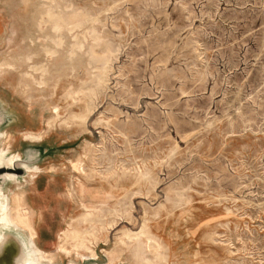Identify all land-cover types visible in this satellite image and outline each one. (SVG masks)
<instances>
[{"label":"rangeland","instance_id":"rangeland-1","mask_svg":"<svg viewBox=\"0 0 264 264\" xmlns=\"http://www.w3.org/2000/svg\"><path fill=\"white\" fill-rule=\"evenodd\" d=\"M0 155L40 264H264V0H0Z\"/></svg>","mask_w":264,"mask_h":264},{"label":"bare ground","instance_id":"bare-ground-1","mask_svg":"<svg viewBox=\"0 0 264 264\" xmlns=\"http://www.w3.org/2000/svg\"><path fill=\"white\" fill-rule=\"evenodd\" d=\"M52 18V17H50ZM54 23V22H53ZM55 24V28L59 29L60 24L54 23ZM62 25V24H61ZM63 28V27H62ZM61 31V30H60ZM57 33V32H56ZM60 35V34H58ZM89 40V39H88ZM73 43V42H72ZM71 49V48H70ZM119 49V48H118ZM118 56V55H117ZM7 63V62H6ZM41 82V81H40ZM53 107V106H52ZM96 109V108H95ZM103 116V115H102ZM54 130V128H53ZM26 133V132H25ZM33 133V132H32ZM30 133V134H32ZM29 135V134H28ZM27 135V136H28ZM33 135V134H32ZM28 136L29 138H33L35 136ZM37 136V135H36ZM26 137V136H25ZM28 138V139H29ZM38 137H35V139ZM100 141V140H99ZM112 141V140H111ZM7 144V143H6ZM3 148V146H2ZM1 152H4L3 150H1ZM82 152V151H81ZM74 156V155H73ZM3 157V155H2ZM0 155V163L1 160H3ZM82 157V156H81ZM6 162V161H5ZM13 160L10 162H6L5 164L10 165L12 164ZM25 168H27V166H25ZM29 168V167H28ZM34 168V167H33ZM81 169V168H80ZM30 170V169H29ZM33 170V169H32ZM36 170V169H35ZM28 171V169H27ZM37 171V170H36ZM75 171V170H73ZM29 172V171H28ZM32 173V172H31ZM10 177H14L12 175L8 176L7 179H9ZM11 179V178H10ZM13 179V178H12ZM1 197V196H0ZM2 198V199H1ZM1 201H0V226H3L2 228L5 230H9L11 228H16V229H21L22 227L25 228L27 231V245H28V249L31 253L32 256V262L34 264H40V263H44L45 261L49 262L51 261L52 257L48 256L44 251H42L37 244L34 241V235H35V231L34 228L30 225L29 223V217L28 215L30 214L29 211L25 208L19 205V203H16V207H12V205L8 202L5 201V196L1 197ZM17 201V200H16ZM15 205V204H14ZM94 209V208H93ZM159 221V220H158ZM172 221V220H171ZM72 225V224H71ZM22 228V229H23ZM24 229V230H25ZM74 229V228H73ZM148 229V228H147ZM145 230V229H144ZM77 232V231H76ZM79 232V231H78ZM69 233V232H68ZM73 233V232H72ZM71 233V234H72ZM70 234V235H71ZM69 235V236H70ZM54 236V235H53ZM64 236V235H63ZM1 237V234H0ZM131 237H135V236H128V238ZM63 238V237H62ZM68 237H65L64 240H67ZM61 239V238H60ZM70 240L73 242V246L75 247H85L88 248L85 243L87 241V239L85 238V236H83L81 233H73L72 236H70ZM69 244V243H68ZM22 245H23V249H24V256L22 258V262H20V264H26V250H25V244L24 241L22 240ZM124 246V244H123ZM143 246V245H142ZM61 247V246H60ZM63 250V248H62ZM116 251V250H115ZM28 252V251H27ZM142 252V251H141ZM69 253V252H68ZM94 252L91 253V256L94 257L95 254H93ZM143 253V252H142ZM71 254V253H70ZM139 254V253H138ZM137 253L135 255H138ZM153 254V253H152ZM75 255V254H74ZM118 257V256H117ZM139 257V256H138ZM29 258V257H28ZM110 258V257H109ZM29 260V259H27ZM150 264V263H149ZM157 264V263H156Z\"/></svg>","mask_w":264,"mask_h":264},{"label":"water","instance_id":"water-1","mask_svg":"<svg viewBox=\"0 0 264 264\" xmlns=\"http://www.w3.org/2000/svg\"><path fill=\"white\" fill-rule=\"evenodd\" d=\"M15 163L14 161L10 165L0 163V186L8 176L22 172L20 168L13 167ZM23 256L22 240L17 235L3 233L0 237V264H20Z\"/></svg>","mask_w":264,"mask_h":264}]
</instances>
